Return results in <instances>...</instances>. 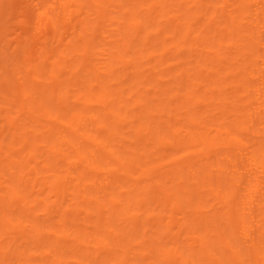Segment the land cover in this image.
Listing matches in <instances>:
<instances>
[{
    "label": "bare ground",
    "instance_id": "obj_1",
    "mask_svg": "<svg viewBox=\"0 0 264 264\" xmlns=\"http://www.w3.org/2000/svg\"><path fill=\"white\" fill-rule=\"evenodd\" d=\"M0 264H264V0H0Z\"/></svg>",
    "mask_w": 264,
    "mask_h": 264
}]
</instances>
